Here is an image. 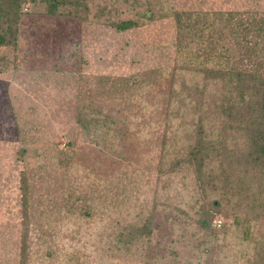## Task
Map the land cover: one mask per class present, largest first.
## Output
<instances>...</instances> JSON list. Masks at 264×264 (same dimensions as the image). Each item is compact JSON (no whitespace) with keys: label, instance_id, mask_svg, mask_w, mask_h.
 Segmentation results:
<instances>
[{"label":"rangeland","instance_id":"obj_1","mask_svg":"<svg viewBox=\"0 0 264 264\" xmlns=\"http://www.w3.org/2000/svg\"><path fill=\"white\" fill-rule=\"evenodd\" d=\"M84 4L48 16L44 0H23L15 47H0V264H244L245 239L264 238V220L214 214L205 236L194 225L202 196L191 168L169 172L173 158L157 167L176 50L163 10L264 16V0ZM129 19L140 27H108ZM177 111L193 119V106ZM190 130L166 144L182 153ZM209 193L224 204L219 190ZM101 202L107 217L85 221ZM152 210L151 235L115 249L120 230Z\"/></svg>","mask_w":264,"mask_h":264},{"label":"trees","instance_id":"obj_2","mask_svg":"<svg viewBox=\"0 0 264 264\" xmlns=\"http://www.w3.org/2000/svg\"><path fill=\"white\" fill-rule=\"evenodd\" d=\"M22 2L0 0V47H15ZM84 2L44 0L45 14L56 16L58 8L66 4L74 10L85 9ZM163 12L173 20L176 50L166 74L168 90L157 167L162 170L173 158L169 172L184 165L191 168L202 196L193 207L197 209L194 225L205 236L212 233L214 214L233 220L244 216L257 224L264 220V16L251 12L178 13L169 7ZM148 14L146 11L144 16ZM108 27L121 33L140 24L129 19L110 22ZM182 106H193L192 120H185L187 111L177 118ZM78 123L87 129L86 119ZM190 128L195 135L193 145L176 154L166 144V136L174 138L180 130ZM20 183L26 193L24 177ZM209 189L219 190L224 204L211 199ZM95 205L93 216L84 212L85 221L107 217L105 204ZM154 217L152 210L139 225L124 226L114 237L115 249L118 243L128 251L138 238H148ZM245 240L250 251L244 264H264V238L249 236ZM20 264H26L24 256Z\"/></svg>","mask_w":264,"mask_h":264}]
</instances>
